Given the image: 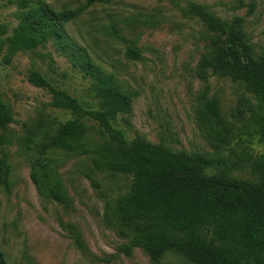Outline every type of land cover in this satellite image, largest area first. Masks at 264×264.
Wrapping results in <instances>:
<instances>
[{"label": "rangeland", "instance_id": "374dc122", "mask_svg": "<svg viewBox=\"0 0 264 264\" xmlns=\"http://www.w3.org/2000/svg\"><path fill=\"white\" fill-rule=\"evenodd\" d=\"M17 1L0 0V90L13 114V123L0 127L9 166L0 186V251L7 264H154L140 249L121 253L127 240L105 220L106 203L127 193L131 178L95 168L93 156L81 152H42L41 145L72 115L52 107L51 95L27 77L39 70L54 86L92 102L90 80L73 66V52L131 94V113L117 122L130 140L209 158L214 163L205 170L208 176L261 181L244 158L264 156L255 115L264 108L241 83L200 79V64L216 34L191 7L202 6L229 23L243 18L248 42L259 54L264 52V0H43L55 12L85 10L66 25L63 42L11 55L4 42L19 23ZM205 91L219 103L221 125L230 133L226 143L220 144L199 116ZM44 166L61 181L70 206L36 184L33 174L40 178ZM162 264L188 263L169 255Z\"/></svg>", "mask_w": 264, "mask_h": 264}, {"label": "trees", "instance_id": "16d2710c", "mask_svg": "<svg viewBox=\"0 0 264 264\" xmlns=\"http://www.w3.org/2000/svg\"><path fill=\"white\" fill-rule=\"evenodd\" d=\"M114 0H89L88 4ZM43 0H18L19 23L4 45L9 54L35 51L51 41L66 39L65 27L85 10L55 12ZM202 24L216 36L200 64V79H229L241 83L264 108V52L256 53L243 30L245 20L223 21L204 7L192 5ZM3 46H0L2 50ZM66 49V43L62 44ZM131 58H137L130 51ZM73 66L90 80L93 101L84 103L33 69L28 82L51 95V106L70 112L42 152H81L93 156L95 168L131 178L127 193L107 202L105 220L119 237L127 240L120 252L129 256L137 248L154 264L177 255L188 264H264V156L245 154L244 162L259 175V183L208 176L213 161L199 154L173 152L142 139L130 140L118 127L119 117L129 115L132 96L101 73L85 55L73 52ZM258 117L256 135L264 147V111ZM199 116L212 136L226 143L230 133L221 125L219 103L203 94ZM13 123L10 106L0 90V127ZM220 126V128L216 127ZM7 139L0 135V186L9 171L3 153ZM36 184L58 203L70 206L54 172L43 167ZM80 245L79 238L76 239ZM0 264H7L0 251Z\"/></svg>", "mask_w": 264, "mask_h": 264}]
</instances>
